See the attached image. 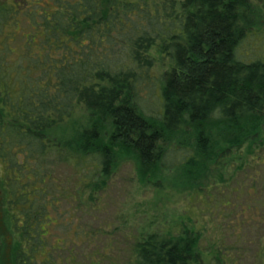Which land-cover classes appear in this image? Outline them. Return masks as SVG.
Here are the masks:
<instances>
[{
	"label": "trees",
	"instance_id": "trees-1",
	"mask_svg": "<svg viewBox=\"0 0 264 264\" xmlns=\"http://www.w3.org/2000/svg\"><path fill=\"white\" fill-rule=\"evenodd\" d=\"M260 13L264 0H0V161L13 264H98L82 252L96 232L65 223L125 158L149 174L185 168L201 194L211 171L256 147L264 52L241 48L246 37L264 39ZM150 88L159 110L141 105ZM57 167L69 169L67 179ZM142 230L128 264H204L194 230ZM223 250L208 264H233Z\"/></svg>",
	"mask_w": 264,
	"mask_h": 264
},
{
	"label": "rangeland",
	"instance_id": "rangeland-1",
	"mask_svg": "<svg viewBox=\"0 0 264 264\" xmlns=\"http://www.w3.org/2000/svg\"><path fill=\"white\" fill-rule=\"evenodd\" d=\"M258 19H261L259 27L264 30V13ZM242 43L241 49L250 54L254 50L264 52V39L257 41L252 35ZM258 44H261L259 49ZM163 64H159L157 74ZM10 80V77L6 79ZM147 92H141V105L145 111L159 110V90H151L149 95ZM137 165L129 158L121 160L103 186L93 192L87 189L81 195V211L71 209L75 218L71 224L65 223L67 229H73L74 224L89 233L96 232L90 240L92 244L82 245V252H93L95 263L128 264L129 249L142 229L175 233L183 224L196 232L204 264L225 247H230L233 264H264V133L256 147L245 144L233 159L224 160L221 168L211 171L209 182L199 187L201 194L195 186L186 184L185 168L172 166L149 174V168ZM57 170L56 175L67 179L68 168L57 167ZM5 174L0 161L2 260L3 264H13L11 249L16 236L5 207ZM91 194L94 200L89 199ZM224 198L230 203L221 204ZM53 235L54 231L48 238L52 239Z\"/></svg>",
	"mask_w": 264,
	"mask_h": 264
}]
</instances>
